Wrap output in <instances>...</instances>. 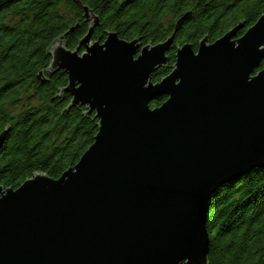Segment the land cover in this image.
<instances>
[{
	"label": "water",
	"instance_id": "95a60500",
	"mask_svg": "<svg viewBox=\"0 0 264 264\" xmlns=\"http://www.w3.org/2000/svg\"><path fill=\"white\" fill-rule=\"evenodd\" d=\"M84 11L85 51L63 34L49 70L68 72L70 106L95 112L99 130L59 178L0 186V264H209L213 195L264 166V14L240 37L242 23L197 50L179 46L154 82L174 36L93 41L99 18Z\"/></svg>",
	"mask_w": 264,
	"mask_h": 264
},
{
	"label": "trees",
	"instance_id": "16d2710c",
	"mask_svg": "<svg viewBox=\"0 0 264 264\" xmlns=\"http://www.w3.org/2000/svg\"><path fill=\"white\" fill-rule=\"evenodd\" d=\"M85 6L99 18L93 41L116 32L146 46L174 36L170 61L153 74L154 82L171 72L179 46L197 49L204 37L213 42L242 23L240 37L264 14V0H0V134L7 131L0 186L17 189L37 173L57 179L95 141L96 113L71 107L72 94L63 91L68 72L49 70L50 49L63 34L68 48L85 51L81 40L93 24ZM263 67L264 60L257 71ZM208 232L209 264H264V166L213 195Z\"/></svg>",
	"mask_w": 264,
	"mask_h": 264
},
{
	"label": "flooded vegetation",
	"instance_id": "af4514ba",
	"mask_svg": "<svg viewBox=\"0 0 264 264\" xmlns=\"http://www.w3.org/2000/svg\"><path fill=\"white\" fill-rule=\"evenodd\" d=\"M196 50H197V49H196ZM176 53H177V52H176ZM168 56H169V55H168ZM169 61H170V56H169ZM169 61H168V63H169ZM168 63H167V64H168ZM167 64H166V65H167ZM173 68H174V66H173ZM173 68H172V70H173ZM172 70H171V71H172ZM170 73H171V72H170ZM170 73H169V74H170ZM169 74H168V75H169ZM163 78H164V77H163Z\"/></svg>",
	"mask_w": 264,
	"mask_h": 264
}]
</instances>
